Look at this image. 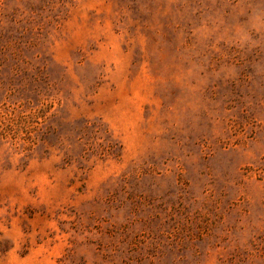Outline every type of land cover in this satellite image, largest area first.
<instances>
[{
    "label": "rangeland",
    "instance_id": "374dc122",
    "mask_svg": "<svg viewBox=\"0 0 264 264\" xmlns=\"http://www.w3.org/2000/svg\"><path fill=\"white\" fill-rule=\"evenodd\" d=\"M0 264H264V0H0Z\"/></svg>",
    "mask_w": 264,
    "mask_h": 264
}]
</instances>
